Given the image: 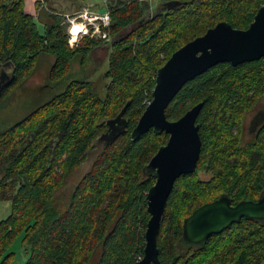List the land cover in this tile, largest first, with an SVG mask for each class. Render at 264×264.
Returning <instances> with one entry per match:
<instances>
[{
  "label": "trees",
  "instance_id": "obj_1",
  "mask_svg": "<svg viewBox=\"0 0 264 264\" xmlns=\"http://www.w3.org/2000/svg\"><path fill=\"white\" fill-rule=\"evenodd\" d=\"M262 5L264 0H157L151 8L147 0H108L112 43L105 97L93 83L74 79L0 130V202L10 203L0 220V264L9 263L19 236L27 255L22 264H135L145 245L146 193L155 181L143 168L168 138L153 130L131 138L151 101L156 72L220 21L246 29ZM49 17L40 31L24 0H0V67L9 63L12 69L0 99L31 73L41 54L54 57V86L76 55L85 62L94 47L109 42L84 37L73 47L59 18ZM263 95L264 57L216 64L186 82L167 106V119L176 120L203 103L196 120L197 167L176 179L167 198L157 235L159 264H264V222L242 218L201 245L181 240L183 220L198 206L222 194L233 204L257 200L264 191V122L250 140L241 138L245 114ZM125 105L126 132L98 149L68 200H61L56 193L66 177L100 146L105 121Z\"/></svg>",
  "mask_w": 264,
  "mask_h": 264
},
{
  "label": "water",
  "instance_id": "obj_2",
  "mask_svg": "<svg viewBox=\"0 0 264 264\" xmlns=\"http://www.w3.org/2000/svg\"><path fill=\"white\" fill-rule=\"evenodd\" d=\"M173 6L179 1L170 2ZM112 43V41H111ZM264 57V5L260 6L246 29L220 21L202 35L188 41L157 70L151 101L145 107L131 138L153 130L168 135L165 144L150 158L143 170L155 181L146 193L149 219L144 231L145 245L142 257L135 264H159L157 235L165 204L178 177L193 173L200 155L201 140L196 123L203 103L199 102L176 120H169L165 110L183 85L218 63L237 65ZM10 74L0 70V93ZM127 105V104H126ZM126 105L113 118L105 121L106 130L97 143H113L127 130L123 116ZM264 122V113H257L250 122L253 132ZM252 132V133H253ZM242 218L264 222V191L257 200H240L233 204L227 194L195 208L182 224L181 240L189 245H201L213 234H219Z\"/></svg>",
  "mask_w": 264,
  "mask_h": 264
},
{
  "label": "rangeland",
  "instance_id": "obj_3",
  "mask_svg": "<svg viewBox=\"0 0 264 264\" xmlns=\"http://www.w3.org/2000/svg\"><path fill=\"white\" fill-rule=\"evenodd\" d=\"M24 1L25 11L34 16V20L40 31H42V25L44 23H49L51 21V18L49 17V14H51L59 18L60 26H62L66 32L67 14L74 13L79 6L93 5L95 8L99 9L100 6L106 5L108 0ZM147 1L149 6L154 8L157 0ZM110 38L108 43H102L99 46L94 47L85 62H81L80 55H76V58L71 63L67 75L54 86L49 81V71L54 61V57L47 54H41L37 58L31 73L24 77L16 85L7 89L4 93L5 96L3 95L1 97L0 130L17 120H20L37 105L50 100L55 95L61 93L64 90L65 85L74 79L85 80L93 83V87L95 88L97 95L103 99L106 95V86L109 82V80L105 77V73L108 68V59L111 53ZM83 40L84 38L77 40L73 47L78 44L83 45ZM2 68L6 73L11 74L12 69L9 63H4L0 67V70ZM259 112L264 113V95L253 103L251 110L247 112L243 118L241 124V138L243 142L250 140L251 135L248 133L250 122ZM235 131L236 130L234 128L233 132ZM102 145L103 144L100 143V146L95 147L89 155H87V158L66 177L63 186H61L56 193L61 200H68L75 185L79 182L84 173L90 169L96 153ZM201 172L202 170L199 171V174ZM9 212L10 203L8 201L0 202V220L5 218ZM9 250L13 251V255L11 256L8 264H22L27 259V255L24 251V245L21 242V236L15 239ZM92 262L90 264H92Z\"/></svg>",
  "mask_w": 264,
  "mask_h": 264
},
{
  "label": "built area",
  "instance_id": "obj_4",
  "mask_svg": "<svg viewBox=\"0 0 264 264\" xmlns=\"http://www.w3.org/2000/svg\"><path fill=\"white\" fill-rule=\"evenodd\" d=\"M105 6L99 9L93 5L79 6L74 13L66 15V34L70 45L84 37L109 40L111 16Z\"/></svg>",
  "mask_w": 264,
  "mask_h": 264
},
{
  "label": "flooded vegetation",
  "instance_id": "obj_5",
  "mask_svg": "<svg viewBox=\"0 0 264 264\" xmlns=\"http://www.w3.org/2000/svg\"><path fill=\"white\" fill-rule=\"evenodd\" d=\"M252 132H253V130H252V131H251V130H248V133H249V134H251Z\"/></svg>",
  "mask_w": 264,
  "mask_h": 264
},
{
  "label": "crops",
  "instance_id": "obj_6",
  "mask_svg": "<svg viewBox=\"0 0 264 264\" xmlns=\"http://www.w3.org/2000/svg\"><path fill=\"white\" fill-rule=\"evenodd\" d=\"M3 69V68H2ZM8 74V73H7Z\"/></svg>",
  "mask_w": 264,
  "mask_h": 264
}]
</instances>
